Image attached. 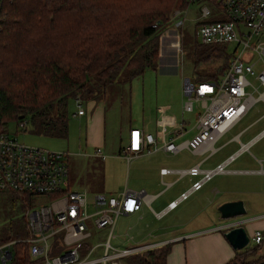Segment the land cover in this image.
Here are the masks:
<instances>
[{
	"label": "trees",
	"instance_id": "1",
	"mask_svg": "<svg viewBox=\"0 0 264 264\" xmlns=\"http://www.w3.org/2000/svg\"><path fill=\"white\" fill-rule=\"evenodd\" d=\"M187 5L188 0H0V129L9 122L29 123L33 133L65 136L67 100L78 94L99 100L93 90L121 72L132 79L155 69L170 15ZM193 47L198 67L215 58L227 61L220 59L224 51L216 44ZM196 76L212 80L214 74ZM0 200L8 205L9 229L15 210H22L18 219L25 226L21 198L3 191ZM8 235L1 234L0 243ZM19 244L11 246V264H26L20 261ZM260 248L261 242L237 251L225 264H262ZM168 250L169 244L155 247L129 256L126 263L164 264Z\"/></svg>",
	"mask_w": 264,
	"mask_h": 264
},
{
	"label": "built area",
	"instance_id": "2",
	"mask_svg": "<svg viewBox=\"0 0 264 264\" xmlns=\"http://www.w3.org/2000/svg\"><path fill=\"white\" fill-rule=\"evenodd\" d=\"M192 1L195 0H188ZM218 3L225 17L203 22L198 26L200 43L223 44L235 41L240 47L232 58L227 59V67L218 80H201L194 83L189 77H183L182 110L193 111L194 103L201 108L193 125L194 133L190 137L179 139L185 132V129L181 128L173 132L168 140L154 146V149L161 148L168 154L183 150L191 153L207 150V155H210L216 150L213 143L218 137L232 127L254 102L264 101V41H251L253 36L264 34V0H218ZM184 12L185 9L179 8L172 11L171 28L165 30L168 32V38L171 30L183 24ZM209 14V7L202 6L201 16L207 17ZM239 23L245 25L247 31H243ZM174 37H171L169 45L178 49V35ZM256 65L259 67L256 68ZM249 76L253 77V82ZM254 91L257 92L256 95H253ZM19 124L23 126V123ZM263 134L264 130L212 169H201L198 164H194L176 170L179 176L187 173L201 176L177 199L170 201L168 207H173L179 200L198 189L212 175L228 172V163ZM154 143L155 137L152 133L130 128L128 144L123 148V153L127 159L134 158ZM95 153L102 159L106 157L100 147H96ZM66 158L67 155L63 151L24 144L7 130L0 129V192L9 191L21 198L26 219L25 229L30 230L29 236L24 235L0 243L1 264L11 260L10 248L15 242L29 243L32 256L43 253L45 264H91L93 259H80L78 256L80 240L86 234V221L92 217V222L97 228L112 227L117 215L134 212L140 208L144 195L141 191L124 192L120 196L97 194L92 197V210H89L86 192L69 190ZM169 171L171 170L165 167L160 169L161 173ZM30 194H50L54 197L46 204L26 208ZM59 231H62L61 243L64 250L60 255L48 257L50 246L47 238ZM263 239L261 229H255L249 236V242L255 244ZM109 248L111 246L107 240L101 259H110V264H119L117 258L129 252V249L108 252Z\"/></svg>",
	"mask_w": 264,
	"mask_h": 264
},
{
	"label": "crops",
	"instance_id": "3",
	"mask_svg": "<svg viewBox=\"0 0 264 264\" xmlns=\"http://www.w3.org/2000/svg\"><path fill=\"white\" fill-rule=\"evenodd\" d=\"M87 103L88 106L84 112L85 137L87 144L93 150L89 162L92 158H100L95 153L96 147H100L102 151L105 150V153L110 156L118 173L121 171V175L124 172L121 162L124 161L127 164L124 181H118L116 184V177L114 179H110L109 176L106 177L105 163H102L98 170L103 181L101 186L89 185V179L87 180V178L83 179V182L81 180V186L83 185L84 188L91 187L89 190L92 192L91 197L87 195L89 198L87 200L89 203L88 209L92 210V197L97 194L120 196L124 192L136 193L141 191L144 195L141 198L140 208L134 212L117 215L112 227L97 228L92 222V218L89 219L90 221L87 220L86 234L80 240L78 248L80 259H93L94 262L91 264H110V259H101L104 254L105 243L108 240L111 246L108 252L129 249L127 254L117 258L119 264H127V258L136 253L145 252L166 244H169V250L164 257V264H225L235 256L237 251L245 249H233L223 235L224 230L228 228L227 226L233 224L234 221H242L241 224L245 226L249 236L255 229H261L264 237V185L261 180H255L256 176H264V151L259 156L254 157V165L243 163L230 168L227 166L228 172L212 175L198 189L193 190L185 198L179 200L173 207H168L170 201L177 199L201 176V174L191 175L189 173L179 176L175 171L188 168L194 164H198L201 169H212L217 164L225 161L235 154L242 144H248L264 130L263 123V125H259L260 127L255 132L249 131L245 136V140H242V135L250 126H258L259 123L263 122L264 111L238 132L218 143L227 131L224 132L213 143L216 150L210 155H207V150H203L201 153H191L185 150L191 156V161L189 165L183 166L174 164L175 158H172V156L176 154L165 153L161 148L154 149V146L160 145L156 142L159 129L155 124L156 122L153 123L150 117L151 111L148 112L147 117L135 120L131 124L125 135V144L114 147L107 146L105 143L102 100L87 99ZM182 122L184 123L183 118ZM130 128H139L152 133L155 137V143L143 151L140 156L127 159L123 153V148L128 144ZM183 128L185 129L184 133L188 132V129ZM193 133L186 135L185 138L190 137ZM172 134L173 132L170 133L168 138ZM233 141L237 143L233 150L226 151L222 149L226 144ZM253 143L247 149L240 151L228 165L236 160L243 151L249 150ZM220 151L222 152L218 154ZM161 154L163 155L161 156ZM165 154L172 159H165L163 157ZM100 159L103 161L106 157ZM114 160L117 162L116 164ZM163 167L171 171L161 173L160 169ZM183 177H185V180L180 181ZM213 178L216 179L211 182ZM83 191L85 190L83 189ZM233 199H242L246 212L244 215L224 221L220 217L217 206L221 202ZM97 234L101 235L100 239L94 240ZM257 252L259 254L264 253V239L261 242V248Z\"/></svg>",
	"mask_w": 264,
	"mask_h": 264
},
{
	"label": "rangeland",
	"instance_id": "4",
	"mask_svg": "<svg viewBox=\"0 0 264 264\" xmlns=\"http://www.w3.org/2000/svg\"><path fill=\"white\" fill-rule=\"evenodd\" d=\"M204 5H207L210 9V14L207 17L201 16V7ZM184 9L185 12L182 16L184 18L183 24L171 30L169 38L167 31H164L160 37L161 44L158 50V65L155 69L146 68L140 75L132 79H128L126 73L121 72L122 74L120 73L114 81L107 83L103 87L101 86L100 90H93V93L96 95L95 97L99 98L100 101L102 100L103 128L107 146L118 147L119 144H125V135L128 128L135 120H141L147 117L149 111L152 112L150 117L153 123L156 122L155 124L159 129L157 131L159 134L156 136L157 143L161 144L168 138L171 132L180 130L183 127L188 129V132L184 133L179 139H184L186 135L194 132L193 125L197 112L200 111L201 108L197 106V103H194L193 111L185 112L182 110V80L183 77H189L192 82L196 83L201 80V78H198L196 75H202V73L214 74L212 80H218L220 78L223 70L227 67V62L223 64L222 60L220 61L215 58L213 62L198 67L194 60L193 45H195V43H200L197 29L201 23L223 19L225 16L219 6L218 0H195L188 2L187 7ZM239 26L243 31H247L245 25L239 23ZM176 34L178 35L179 41L178 49H174L169 45V43H171V37L175 38L174 35ZM258 40L264 41V34L253 36L251 39L252 42ZM203 45L206 46L208 44ZM216 45L220 46L224 51V55H222L220 59L232 58L240 47V44L235 41ZM160 56L161 58H159ZM258 67L259 66L256 65V68ZM248 78L253 82V77L249 76ZM261 89L262 88L259 90ZM256 94L257 92L254 91L253 95ZM61 105L55 108V112L57 109H61ZM87 106V97H82L80 94L76 95L75 98L70 97L67 100V104L63 107L65 110L63 114L66 116L67 121L65 136L55 137L33 133L29 123H26L25 127H19L15 122H9L6 125V130L10 135L15 136L18 141L24 144L65 152V155H67L66 159H68L67 170L69 172V190L75 189L83 191L84 189L86 194L90 196L92 193L89 191L91 187L88 186L84 188L83 185L81 186V180L83 182V179L87 178V180L89 179V185L94 184L101 186L103 181L98 170L101 164L105 163L106 177L109 176L110 179L116 177V184L118 181H124L127 164L124 161L121 162L124 169L123 175H121V171L118 173L112 159L105 153V150H103L102 153L106 155V159L102 161L100 159L101 157L96 159L92 158L89 162L91 158L90 154H92L93 150L92 147L87 144L85 137L84 112ZM263 111L264 102H254L243 117L227 130L218 143L238 132ZM182 118L184 119V123L182 122ZM263 123L264 120L259 123L258 126H250L242 135V140H245V136L249 131L255 132L257 128L260 127L259 125H263ZM57 134H59L58 131ZM236 146L237 143L233 141L226 144L222 149L229 151L233 150ZM108 149L111 150V148ZM262 151H264V135L254 142L249 147V150L243 151L236 160L228 165V167L239 166L243 163L254 165V157L259 156ZM221 152L222 151L218 154ZM162 155L163 154H161V156ZM163 157L168 160L175 158L174 164L176 165L186 166L189 165L191 161V156L187 154L185 150L176 153L172 158L168 157L166 154ZM116 163L117 162H115V164ZM243 175L253 176L255 174ZM215 179L216 178H213L211 182ZM183 180H185V177L180 179V181ZM255 180H261V183L264 185V176H256ZM107 185H109V183H107ZM63 188L65 189V186H63ZM51 197L54 196H50V194H30L26 208H35L41 204H46ZM154 208L156 207L154 206ZM7 212L8 205L0 200V236L7 232H9L8 240L21 238L25 235V232V236H29V228L25 229L23 222L21 225L18 219V216L22 214V210H20L19 213L15 210L13 213V221L11 222L13 227L11 229H9L7 223ZM170 213L172 214V212ZM223 220L225 221L227 219ZM88 221L90 220L88 219ZM15 232L19 234L16 235ZM100 236L101 235L97 234L94 240H99ZM61 237L62 231H59L47 238V242L50 246L47 253L48 257L52 258L63 252L64 246L61 243ZM253 245H255V243L250 241L245 249L251 248ZM145 253L146 252H141L140 255H145ZM19 257L20 261L26 264H45V255L41 253L38 256H32L29 251V243L26 242L19 244ZM5 264H11V261Z\"/></svg>",
	"mask_w": 264,
	"mask_h": 264
},
{
	"label": "water",
	"instance_id": "5",
	"mask_svg": "<svg viewBox=\"0 0 264 264\" xmlns=\"http://www.w3.org/2000/svg\"><path fill=\"white\" fill-rule=\"evenodd\" d=\"M22 118L23 116H19ZM217 209L222 219L236 218L244 215L246 212L242 199H233L221 202ZM242 221H234L233 224L227 226L223 235L228 240L233 249H243L249 243V235Z\"/></svg>",
	"mask_w": 264,
	"mask_h": 264
}]
</instances>
